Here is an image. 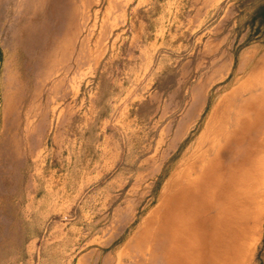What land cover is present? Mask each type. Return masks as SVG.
Wrapping results in <instances>:
<instances>
[{
    "label": "rangeland",
    "instance_id": "1",
    "mask_svg": "<svg viewBox=\"0 0 264 264\" xmlns=\"http://www.w3.org/2000/svg\"><path fill=\"white\" fill-rule=\"evenodd\" d=\"M166 1L0 0V264H192L175 226L197 206L216 213L230 173L250 161L253 132L225 110L264 99V0H224L200 18ZM211 115L233 131L216 197L206 199L207 175L182 181L162 209L167 225L144 244ZM202 222V263L215 264L214 216ZM225 237L218 263L241 264ZM245 238L247 264H264V211ZM237 242L241 254L242 233Z\"/></svg>",
    "mask_w": 264,
    "mask_h": 264
},
{
    "label": "bare ground",
    "instance_id": "2",
    "mask_svg": "<svg viewBox=\"0 0 264 264\" xmlns=\"http://www.w3.org/2000/svg\"><path fill=\"white\" fill-rule=\"evenodd\" d=\"M261 104H262L261 108L259 109L257 107H254V104L251 102H242L236 106L237 108L234 107L232 110H230L231 109L230 108V109L225 110V111L227 113L231 111V113H235L236 115L242 114L244 117L239 119V121H243L244 126L246 128H249L250 126L254 127L257 125L258 121H256V120H257V118H259L261 116L262 113H263V117H264V100L262 101ZM257 109H258V112H257ZM216 111H218V108L215 109V112ZM222 111L225 113L224 110H222ZM245 117H246V119H245ZM209 120H211V122L209 121V126L206 127L205 130L202 132V134L199 136L195 150L197 151L199 148H201L205 144H209L208 146L210 147V149H214L215 153H217L223 145L225 146V144L228 143L229 137L230 136L232 137V135H233V133H232L233 131H231V133H230V131L228 130V125L224 121H222V124H218V123L212 124L214 122V120H216L214 118V116H212V115L209 118ZM217 121H219V120H217ZM256 131H257V133L256 132L255 133L258 135V130H256ZM253 142H254V146H252L253 156H252V161H251L252 168L249 167L248 170L241 173L242 174L241 178L239 177L240 179H235L237 182L232 181V185H230L228 192L226 194V197L224 196L225 199L222 201V203L220 205L216 204L218 207L215 210L216 213L212 214L211 208H207L206 205H208V204L205 203L206 205H204V206L202 205L203 206L202 208H200V206H197L199 208L196 209L195 212L188 213L187 216H183L181 218V220L179 221V223L175 226V228H179L183 232H185V235L187 234L186 238L182 241V244L184 245L186 258L192 264H203L202 259H201V256H202L201 252H202V249H204L203 245H205V241L207 240V236H208V235H206V229L204 228V225L202 222L203 216H205V215H213L214 216V225L215 226L213 227V231L211 232V236H212V242L214 243V246H215L214 247L215 249L212 251V255H213V259L215 260L214 261L215 264H220V263H218L220 261L219 257L221 255H223L220 250H222L223 253H225V251H226V248L223 250V247L226 243L225 234L227 232H228V235H230V238L227 240H229L231 242V245L230 246L228 245V247H227L228 255L231 252L232 256L234 257L235 255L237 256L238 252H239V256L240 255L242 256V263L241 264H247L248 250H250V248L253 247L254 240H253V238L251 239L249 246H248V242L245 241V239H246L245 238L246 237V221L250 220L251 218H255V219L259 218L260 215L264 211V156L261 154V149H262V145H263L261 136H259L258 139L255 138L253 140ZM241 146H243V145H241ZM222 154H223V152H222ZM222 154H220V155L224 157V155H222ZM194 155H196V154H194ZM214 159H216V161L213 160V163L216 164L217 167H218V163H220V165H221V161H220L221 158L218 159L217 156H215ZM202 160H203V158H202ZM190 163H191V161H190ZM192 163H193V161H192ZM211 163H212V161H211ZM187 164H188V162L185 163V166H187ZM185 170H186V168L180 169L175 175L172 176V178H170L168 180V183L166 184V188H165V190L161 196L159 206L153 212V216H151V218L149 220H147V224H145V226L142 230V235H143L142 239H144L142 242L144 244L147 243L148 241H150V239H149L150 236H148V235L151 233H153V241L155 242V240L157 239V238L154 239V237L156 236L155 231L160 229V228H163L164 225H167V221H168L167 217L162 216V215L164 214V211L166 210L165 206L168 205V201L170 199L168 197V195H169L170 191L174 192V189H177L180 186L179 184L184 179H186V178H183L185 176L184 174L187 173V171H185ZM185 177H187V176H185ZM216 179H219V178H216ZM191 183H193V181H189L188 184H191ZM214 187H215L214 191H212V192L210 191L207 195L206 199H209L208 201H211V200H213V197H216L214 195L217 192L216 193H214V192L216 191L217 188H219V184L217 183V181H216V185ZM204 197H205V195H204ZM219 202H221V201H219ZM162 209L164 211H162ZM240 233H242V235L244 237L243 245H240V246H242L241 247L242 248L241 254H240L241 250H239V248H238L239 246H238V242H237L238 241V235H240ZM156 237H158V236H156ZM167 238H169V235L167 236ZM182 238H184V237H182ZM169 249H170V247H168V250ZM218 251H220V252H218ZM240 258L241 257H239L237 259H240ZM210 264H212V263H210ZM239 264H240V262H239Z\"/></svg>",
    "mask_w": 264,
    "mask_h": 264
},
{
    "label": "crops",
    "instance_id": "3",
    "mask_svg": "<svg viewBox=\"0 0 264 264\" xmlns=\"http://www.w3.org/2000/svg\"><path fill=\"white\" fill-rule=\"evenodd\" d=\"M183 1L184 2H188L189 3V6L186 4L187 5L186 6L187 9L188 10H192V11H196L195 14H194V16H197V18H200L201 15H203L206 11L215 9L224 0H167L166 3H168V5H166V7H165L166 9L165 10H167V9H169V10H175L176 8H178V4L180 2L183 3ZM145 2L151 4L152 0H145ZM157 39H158V37H154V40H157ZM144 46H145V53H146L147 56L149 55L148 57L150 58V61L152 63V59H153V37H149L148 45H144ZM258 74H259V72H256L250 78H248L245 81V83L242 85V87L240 88V90L241 91H247V90H249L250 89L249 87L251 85H253L254 82H257V79H258V76H259ZM245 100L244 101H241V102H238V104H240L242 102H246ZM263 100H257V101H252L251 100L250 101V99H249L248 102L253 103L254 104V107H257V108L260 109L261 108V105H262L261 103H262ZM231 102H232V100H231ZM225 104L226 103L221 102V105L222 106H224ZM236 104H234V107H236L238 105V104L237 105ZM217 108H218V110H220L219 109L220 106H216L215 107V109H217ZM233 108H231L230 110H232ZM257 112H258V109H257ZM230 113H231V111H230ZM256 121H258V123H257L256 126H254V127L253 126L252 127L250 126V128H251V130L253 132L252 142H253V140L255 138L258 139V137L261 136L262 143H263L262 149H261V154L264 156V128H263L264 127V117H263V113L261 114V116L259 118H257ZM256 130H258V135L259 136L256 134L257 133ZM198 139H197V141H198ZM207 147H208V150H211V151L213 150L214 151V155L211 158L208 157V152L209 151H207V149L205 150V148H203V146H202L197 151L195 150V152H193V154L183 163V167L182 168H186L185 171H187L186 174L183 173L185 176H187V177H185V176L183 177V178H186V179L183 180V182H185V183L188 184L189 181H193V183H191V184H193V185L195 184L196 185V184H199L201 182V180L204 178L205 175H207L211 179L212 187L210 188V191L212 192L215 189L214 186L216 185V181L219 184V188H220L221 183L223 182L224 169L222 167L223 166L222 163H221V165H220V163H218V167L216 166V164L213 163V160L216 161V159H214L215 156H217V158L219 159V155L221 154V149H219V151L217 153H215V150L214 149H210L209 146H207ZM194 154H196V155H194ZM250 156H251L250 157V161L247 163V165L245 164V166L239 170L240 172L239 171H236L234 174L230 173V175L232 176L231 179H233L232 181L237 182L235 179H240L241 176H242L241 173H243L244 171L248 170L249 167L252 168L251 161H252L253 151L250 153ZM202 158H203V160H202ZM190 161H191V163H190ZM192 161H193V163H192ZM211 161H212V163H211ZM186 162H188L187 166H185V163ZM216 178H219V179H216ZM219 188H217L214 193H216Z\"/></svg>",
    "mask_w": 264,
    "mask_h": 264
},
{
    "label": "trees",
    "instance_id": "4",
    "mask_svg": "<svg viewBox=\"0 0 264 264\" xmlns=\"http://www.w3.org/2000/svg\"><path fill=\"white\" fill-rule=\"evenodd\" d=\"M258 9H259V14H260L259 24L261 26H264V2L261 3V5L258 7Z\"/></svg>",
    "mask_w": 264,
    "mask_h": 264
}]
</instances>
